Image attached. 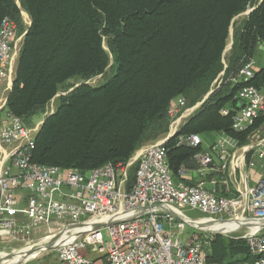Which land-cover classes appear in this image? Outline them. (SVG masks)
Returning a JSON list of instances; mask_svg holds the SVG:
<instances>
[{
  "label": "trees",
  "instance_id": "obj_1",
  "mask_svg": "<svg viewBox=\"0 0 264 264\" xmlns=\"http://www.w3.org/2000/svg\"><path fill=\"white\" fill-rule=\"evenodd\" d=\"M0 0V25L5 17L16 25L20 9L30 18L22 40L6 107L26 119L44 109L67 81L103 74L113 57L114 74L100 87L87 84L63 96L34 140L31 162L81 174L107 163H126L148 134L167 132L171 103L184 97L189 107L208 93L223 71L222 57L231 27V57L226 77L254 60L264 47V0ZM252 9L235 27V18ZM106 48L108 49H105ZM226 73V71H225ZM264 93L263 65L247 83ZM242 84L221 86L180 127L177 136L208 139L221 133L248 142L264 125V114L245 131L232 129L233 114L243 107L236 98ZM222 110L228 111L223 115ZM165 141L172 179L179 171L196 170L195 149ZM209 140V139H208ZM213 169L220 161L213 156ZM211 177L219 180L221 172ZM133 179L129 181V185ZM217 195L232 198L224 185ZM209 264L251 261L244 240L207 241Z\"/></svg>",
  "mask_w": 264,
  "mask_h": 264
},
{
  "label": "built area",
  "instance_id": "obj_2",
  "mask_svg": "<svg viewBox=\"0 0 264 264\" xmlns=\"http://www.w3.org/2000/svg\"><path fill=\"white\" fill-rule=\"evenodd\" d=\"M16 32V23L5 17L0 25V231L17 229L26 236L43 228L57 232L61 241L56 247L57 264H93L89 253L104 257L105 264H209L200 245L189 244L180 236L182 221L170 210L182 215L184 211L199 213L216 222L238 215L250 222L264 220V125L252 134L256 141L249 162V169L262 172L235 199L221 197L200 184L175 182L166 161L165 138L140 148L126 163H107L84 175L72 168L31 162L37 130L25 126L6 107L15 75ZM257 70L252 59L226 80L243 85L236 96L243 107L232 117V129L237 132L247 130L256 116L264 114V93L247 86ZM221 81L219 75L214 82L220 85ZM213 92L192 108L184 97H177L169 109L170 118L176 119L169 134H177L182 118L195 113ZM221 113L227 115L228 111ZM176 142L193 149L202 145L197 135L177 136ZM236 147L237 141L223 135L212 152L196 153L195 174L202 178L211 171L213 156L220 161L219 170L225 171L232 162L230 151ZM185 172L181 169L180 176ZM262 231L264 225L246 234L252 260L237 264H264Z\"/></svg>",
  "mask_w": 264,
  "mask_h": 264
},
{
  "label": "rangeland",
  "instance_id": "obj_3",
  "mask_svg": "<svg viewBox=\"0 0 264 264\" xmlns=\"http://www.w3.org/2000/svg\"><path fill=\"white\" fill-rule=\"evenodd\" d=\"M15 1L19 7L18 0H15ZM19 11H20L19 14H20L21 19H20L19 25L17 26V32H16L18 43H17V49H16L17 55H16V59H15V64L13 67L14 70L16 68L18 57L20 54V48H21L22 40L24 38V35L27 33L26 32L27 28L30 25L29 14L24 9L22 10L19 8ZM245 14L246 13H243L234 19L235 20V27L242 22V20L245 18ZM235 29L236 28H233V27H231V29H230L229 38H228L227 43H226L227 47H226L224 54H223V57H222V65H224V68H223V71L219 74L222 78V81H221L220 85L215 84V82H213L208 93L211 90H216V89L220 88L221 86L226 85L228 83L226 80L229 79L230 77L227 78L226 75H227V68L229 66L228 65L229 60L231 57L232 41H233V34H234ZM105 49H107L106 46H105ZM262 62H263V55L259 53L258 56L256 57V60H255V64H257V68L260 65H262L261 64ZM106 68L107 69L104 71L103 74H100V76H97V77H94V78H91L88 80H84L82 77L81 78L76 77V78H73V79L65 82L60 87L59 93L46 106H44L43 110L39 111L38 113H36V114L32 115L31 117H29L28 119H26L25 126L31 128V129H36L37 134H38V132L40 131V129L42 127V124L45 121V119L48 116L52 115L56 111L57 106L60 102V99L63 98V96L70 93L75 87L81 85V83L87 84L91 87H100V85L105 83L114 74V70H115L113 68V57L111 54L109 55V64ZM13 69H12V71H13ZM225 71H226V73H225ZM12 73H14V71ZM11 85H12V82H11ZM207 94H205L202 97V99L205 96H207ZM201 100H199L198 102H200ZM188 108H192V107L188 106ZM193 114L191 116H193ZM191 116H189L188 118H190ZM175 121H176L175 118H170V116L168 115V120H167L168 125L166 128L167 132L164 134L158 133L157 136H155V134H153V133L148 134L147 137L145 138L146 140L143 142L141 147H147L149 145L156 144L159 140L166 137L169 134V132L171 131L170 128L172 127V125L174 124ZM181 125H182V123H180V125L177 124L178 128ZM139 150L140 149H138L135 152V154ZM135 154L132 155L131 158L135 157ZM136 166H137V162L133 163L132 167L130 168L129 175H128V181H131L133 179L134 173L136 170ZM231 187H232V185H231ZM25 197H23V198H25ZM235 198H237V197H235ZM235 198L232 197L229 199H235ZM183 215L185 217H188L191 220H196V221L202 220V219L208 220V218H209V217H205L204 215H201L199 213L196 214L194 212H188V211H184ZM218 219L219 218H217V220ZM182 224H183V228H182V231L180 232V236H182V238H184L186 241L188 240L189 244L197 243L198 245H200L205 253H207L206 247H207V243H208L207 241L208 240H212L213 238L220 237V238L224 239L226 242H229V241L237 242V240H244L245 241L244 237L246 236L247 233H249L248 230L242 229V230H236V231L234 230L230 234H227V235L226 234L225 235H222V234L214 235V234H208V233L196 231V230L190 228L188 225H186V224L184 225L183 222H182ZM46 230H48V229L43 228V229L35 231L34 233L28 234V236L21 235L20 233H18L17 229H15L14 232L13 231H9V232L8 231H0V264H57L58 258H57V253H56V247L61 241H57L56 244L52 248L44 249V247L48 246V244L51 241L53 242V241L58 240V238H56L57 232H54V231L45 232ZM262 232L264 233V231H262ZM103 234H104V232H103ZM33 252L36 254H33ZM30 253H31V255H29ZM25 255H29L26 257V259H27L26 261H18L20 259V257H23Z\"/></svg>",
  "mask_w": 264,
  "mask_h": 264
},
{
  "label": "crops",
  "instance_id": "obj_4",
  "mask_svg": "<svg viewBox=\"0 0 264 264\" xmlns=\"http://www.w3.org/2000/svg\"><path fill=\"white\" fill-rule=\"evenodd\" d=\"M259 53L264 55V47L260 46L258 48L254 61L256 60V57L258 56ZM261 64L263 65V62ZM262 65L258 67V70L260 69V67H262ZM175 101L176 99L172 102V104L175 103ZM186 120L187 118H182L180 123H182L183 125ZM252 134L249 135L247 139L248 142L246 144L240 146L237 142V147L230 151V153L233 155L231 159L232 162L228 164V168L225 171L219 170V168L216 166L217 169H212L211 171L206 172L204 176L200 178L198 175L195 174L197 169L189 170V171L186 170L185 174L182 176V179L189 185L200 184L207 190H215V186L218 183L219 185H224V189L226 192H230L233 190L232 192L235 193V196H233L234 198L235 197L241 198V195L244 194L246 189L257 182L262 172V170H260L259 168H255L254 170L249 169V162L251 161V156H252V152H250V149L253 143L256 141L254 140V136H252ZM172 135H174V137L172 138H175L177 136L176 133L175 134L171 133L164 138L167 141L169 136ZM223 135L224 134L221 133H215L211 135V137H208L209 140L208 139L202 140L203 152L205 153L212 152V149L215 147L216 144L220 142V139L222 138ZM247 150H249L248 153L246 152ZM215 172H221L223 177H220L219 180L216 179L215 177H211L212 175H214ZM88 256L93 259V264H105L104 257L95 255L94 253H89Z\"/></svg>",
  "mask_w": 264,
  "mask_h": 264
},
{
  "label": "bare ground",
  "instance_id": "obj_5",
  "mask_svg": "<svg viewBox=\"0 0 264 264\" xmlns=\"http://www.w3.org/2000/svg\"><path fill=\"white\" fill-rule=\"evenodd\" d=\"M170 212L176 216L180 221H182L184 224L188 225L190 228L208 233V234H222L227 235L230 234L232 231L236 230H242L246 229L249 232H255V230L261 228L262 225H264V220L261 221H255L250 222L246 217L239 215L235 219H231L228 221H212V220H191L188 217H185L184 215L178 213L175 210H170ZM57 241H60V239L56 241H51L48 246L44 247V249L52 248ZM42 248V247H41ZM39 249V248H38ZM23 251V250H22ZM33 254H36L33 252ZM31 255V253L29 254ZM29 255H25L23 257H20L18 261H26V257Z\"/></svg>",
  "mask_w": 264,
  "mask_h": 264
},
{
  "label": "water",
  "instance_id": "obj_6",
  "mask_svg": "<svg viewBox=\"0 0 264 264\" xmlns=\"http://www.w3.org/2000/svg\"><path fill=\"white\" fill-rule=\"evenodd\" d=\"M251 11H252V9H249V11L246 12L245 16H248V15L250 14ZM172 137H174V135L169 136L168 139H170V138H172ZM168 139H167V140H168Z\"/></svg>",
  "mask_w": 264,
  "mask_h": 264
}]
</instances>
